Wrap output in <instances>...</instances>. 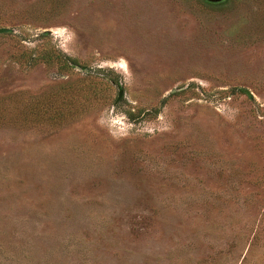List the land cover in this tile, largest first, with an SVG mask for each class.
<instances>
[{"label":"rangeland","instance_id":"rangeland-1","mask_svg":"<svg viewBox=\"0 0 264 264\" xmlns=\"http://www.w3.org/2000/svg\"><path fill=\"white\" fill-rule=\"evenodd\" d=\"M3 28L0 264H264V0H0Z\"/></svg>","mask_w":264,"mask_h":264},{"label":"water","instance_id":"water-1","mask_svg":"<svg viewBox=\"0 0 264 264\" xmlns=\"http://www.w3.org/2000/svg\"><path fill=\"white\" fill-rule=\"evenodd\" d=\"M217 1H222V0H217ZM11 30L10 29H7V28H3V29H0V34H3V33H7V32H10ZM249 95H252L250 92H248ZM122 95V94H121ZM121 97V96H120Z\"/></svg>","mask_w":264,"mask_h":264},{"label":"flooded vegetation","instance_id":"flooded-vegetation-1","mask_svg":"<svg viewBox=\"0 0 264 264\" xmlns=\"http://www.w3.org/2000/svg\"><path fill=\"white\" fill-rule=\"evenodd\" d=\"M211 1V3H221V2H225V0H222V1H217V0H209Z\"/></svg>","mask_w":264,"mask_h":264},{"label":"trees","instance_id":"trees-1","mask_svg":"<svg viewBox=\"0 0 264 264\" xmlns=\"http://www.w3.org/2000/svg\"><path fill=\"white\" fill-rule=\"evenodd\" d=\"M71 61H74V60H71ZM72 63V62H71ZM73 63H75V62H73Z\"/></svg>","mask_w":264,"mask_h":264}]
</instances>
